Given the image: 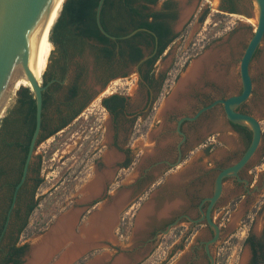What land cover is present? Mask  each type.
<instances>
[{
	"label": "flooded vegetation",
	"instance_id": "af4514ba",
	"mask_svg": "<svg viewBox=\"0 0 264 264\" xmlns=\"http://www.w3.org/2000/svg\"><path fill=\"white\" fill-rule=\"evenodd\" d=\"M155 5L156 4L149 5L150 9L146 10L144 15H151V21L156 19L155 21L163 24L167 31L166 35L162 40L156 36L154 43L149 42L147 39L139 38L137 40V43L139 44L137 47L140 49L142 57L135 63L130 61L129 56L122 59L119 55L121 45L115 46L117 57L113 68L103 72L105 80L101 83V89H103V91L100 95L104 96L101 106L106 112V116L100 125L96 126V120H99L97 117H95L94 121L87 123L85 126L80 124L82 122L81 119L84 118L86 112H94V109H91V107L94 106L93 103L95 99L92 100L93 95L88 96L84 88L83 91H78L76 94L73 92L72 87L75 85L76 75H74L73 79L70 81L67 79V76L52 80L55 81L54 83H56L57 89L49 90L48 87L45 90V109L43 112L44 124L42 127V133L35 150V157L29 167L28 178L18 191L16 205L12 211L9 225L15 221L14 219L17 214L24 217L32 206L34 207V212L41 205L42 201L46 199V197H40L39 191L45 182V178L48 179L50 174H52L48 168L52 169L53 167L45 166L47 163L46 158L50 161L52 155L59 157V164H54L56 168H63L62 166H65L66 162L70 160L72 165L69 168L76 167L77 162L82 161V165H80L74 176L71 177V180L68 179V176L70 175V172L68 171L69 169H66L63 176L53 187L54 191H58L61 185H64L66 182H76L81 174H84L85 177L80 178L81 191L90 185H95L97 187L90 197L84 193H81L78 196V198H82L83 201L80 206L75 204L67 208L69 210L78 209L77 217L73 226L74 233L80 234L82 232V230L80 231V227L82 225L84 226L87 222L93 208L101 205L107 206L114 201L115 197H118L120 191L124 187V177L122 176V172L124 170L134 171L138 165V161L142 158L141 153L143 151L140 150L139 145H136L138 141L137 139H140L141 137L146 138L154 130L151 128L152 126L145 127L144 129L143 127L147 123V120L151 119L150 116H156L160 109L162 110L163 106L169 102L170 95L174 90L173 87L179 83L178 81L180 80V75L176 76L173 80V85H169L166 89V82L168 80L167 76L171 74L172 67L176 61L173 59L171 62L172 65L164 72L160 71L159 65L163 64L167 59L173 46L179 42L181 33L191 23L195 15V13H192L188 21H186L183 27L177 31L176 27L181 23L183 14L179 1L164 0L161 4V8L158 10L154 9ZM221 8L230 11V13H235L236 11L235 7L232 8L226 0H221ZM154 16H156V18H153ZM165 44L168 46L165 51L160 54V50ZM190 44L194 43L191 42ZM146 57L148 58L145 60ZM191 63L192 60L188 58L184 62L183 69H188V66ZM115 66L118 68H115ZM137 66L139 74L136 70ZM125 67L134 68L136 71L135 74L138 76L140 104L139 110L136 112H131L129 110V97L125 93L109 91L110 85L116 83L115 81L128 78V73H126L124 69ZM252 81L253 96L255 93V80L253 77ZM242 90L243 88L240 89L238 94H241ZM164 91H166V93H164ZM95 92L96 91H93V93ZM23 95L24 92L22 91L18 93L16 105L13 107L14 109L18 104V100L21 99ZM252 96L237 108L238 112L251 115L248 110H246V105ZM229 97L214 99L208 104L204 103L202 107L195 111L196 113L194 112V114L196 115L202 108L210 106L217 100L227 99ZM13 108L10 110V113L14 110ZM192 108H195V106ZM217 109L222 110L225 114L223 104H217L212 109L202 113L193 121L186 119L192 117L187 114L182 115L180 118L176 117L175 113L166 114L167 117L165 124H171L172 121H176V125L175 129H165L162 135L171 133L173 130L181 139V142H178L174 147L176 157H182V161H184L189 156V154H185L187 151L185 148L189 143L195 141L199 142L203 139V132H201L200 128L207 120H213L218 116V114L215 115V110ZM212 112L214 113L213 117L210 114ZM93 114L96 115L98 113L95 112ZM87 115L85 117L86 119L89 118ZM181 120H183V122L179 130L178 124ZM157 123L160 124L161 121L159 120ZM228 123L238 135L239 148L222 160L216 162L214 186L216 179L221 172L237 164L252 142V138L249 139L248 136L253 133L248 127L242 126V129H237L235 127L236 124L229 121ZM185 124L190 125L188 126V130L184 127ZM142 131H144V134L141 133ZM14 136L13 129L11 128V134L9 136V143L11 145L15 143ZM86 143L87 146H85ZM47 144L52 148L51 153H48V151L39 153L40 149L44 148ZM204 144L206 148L217 149L220 145L219 134L214 135V140L211 142H205ZM11 151L20 154L22 157L26 155V162L29 150L25 153L22 152V148H15L13 146ZM77 153L79 154L76 156ZM172 153L173 152H170L167 149V156L170 157V159L162 156V159L158 162H150L147 171H145L146 175L134 181L130 186V188L134 189V194L141 192L145 188L149 190L156 183L155 173L159 168L162 169V173L164 174L173 169L171 167L174 158ZM53 160H55V158ZM24 166L25 163L23 166L19 164L9 173V178L13 183L17 180L18 183L20 182ZM222 184L223 191L221 197L213 206L210 214L213 225H211L208 220V209L210 206V201L208 199L214 195V191L208 196L200 197V201L196 206L195 202L192 200V206H195V208L199 210L196 217L191 219L188 218L186 214H182L180 217L174 219L170 224L162 228L161 231H164L170 225L176 224L177 226L173 227L170 232L173 230H179V233L175 234L177 240L171 245L169 259L172 260L177 257L180 264H218V259L221 256L220 249L222 244L227 243L230 238L236 235V233L244 231L245 218H248L249 215L252 214L258 204L262 203L260 208L264 207V199H262L264 198V148L262 147V143L255 156L237 173L224 177ZM16 185L12 190L11 205L13 203ZM53 192L51 191L49 195L54 194ZM137 200L138 198L134 201ZM119 203L121 202H118L117 204ZM80 208L85 209L79 211ZM237 211L242 213L240 220H238L239 217L237 218V215H235ZM62 214L63 211H59L52 215L47 221H43L42 227L34 233L35 237H44L55 233V231L59 229L58 227L60 223L58 219ZM183 222L188 225H181ZM251 226H253V224ZM251 226L244 239V245L248 246L249 252L246 257V264H252L253 262L252 242L259 244L261 241H264V233L261 236L255 235L252 232ZM231 229H233V231L226 235ZM165 236L166 235H163L160 239L155 236L156 239L151 242L153 245L150 253L151 255L156 254L162 245L161 240L164 239ZM33 241L34 240L31 242V246L30 240L21 243L22 245H26V250L21 258L22 263H24V258L32 249ZM99 242L101 244L103 243L101 241ZM64 243L59 246L60 248L58 247L55 251L51 252L47 259L51 260L48 263L46 262L47 264H54L57 260L60 258L62 259V257L68 253L70 247H72V242L66 241V244ZM68 247L69 250H67ZM102 252L103 250L98 249H92L89 251L84 249L67 264H93L95 258L100 259V254ZM78 256L79 258L76 259Z\"/></svg>",
	"mask_w": 264,
	"mask_h": 264
},
{
	"label": "rangeland",
	"instance_id": "374dc122",
	"mask_svg": "<svg viewBox=\"0 0 264 264\" xmlns=\"http://www.w3.org/2000/svg\"><path fill=\"white\" fill-rule=\"evenodd\" d=\"M163 1L164 0H160L154 6V9L155 10L160 9ZM178 1L180 3V8L183 10V17L188 15L187 18L188 20L191 17L192 13H195V15L191 23L181 33L179 42L173 46L172 50L169 52V56L167 57V59L163 62V64L159 65L160 71L164 72L172 65L171 62L173 59L174 61H176L172 67L171 74L167 76L168 80L166 82V87H165L166 89L168 88L169 85H173V80L175 79L176 76L180 75L179 78L180 80L178 81L179 83L174 85L173 87L174 90L172 91L170 95V99L168 100L171 101V99H173L174 96L175 99L177 97L176 108L168 109L164 113L165 109L163 106V109L162 110L160 109L159 113L156 116L154 117L150 116L151 119H148L147 123L143 127L144 129L145 127L152 126L151 128L155 130V131L153 130L155 134L157 127H159L158 130H160L162 126L161 124L163 123L165 124V120L167 117L166 114L175 113V116L178 118H180L184 114L194 117L195 116L194 112L198 110V108L202 107L204 103L208 104L214 99H218L221 97H229L231 95L238 94V92L242 88L241 77H240V60L243 57L245 49L248 43L250 42L251 38L253 37L256 29L255 21H253V19H249V16L246 15V12H248V8L244 6L243 4L244 0H235L234 2L236 9L235 13H230V11H226L222 9L221 0H217V5L213 4L212 2L213 0H178ZM191 42L194 44H190ZM211 51L217 52V54H219V56L217 55L218 58L216 60V66H215L216 72H218L219 75L222 74L224 77L228 79H225L221 82L220 81L217 82L215 80L210 79L206 75L203 76L204 79L203 78L201 79L200 84L196 86L195 85L191 86L189 88H186V90L183 91L180 90V92H178L177 90L179 84H181V81L184 80L186 74L189 72L190 68L194 65L195 61L201 59L205 54ZM52 52L53 55L51 53L48 66L45 71L48 72L49 76L51 74L58 73L60 76H67V79H69L70 81L73 79L74 75H76V69H77L76 62L80 61L81 63L84 64L85 69L82 74L80 84L86 90L88 96L93 95L92 100L95 99V101L93 103L94 106L91 107V109H94V112L92 111L91 113L86 112V115L88 114L87 116L89 118L86 119L85 118L86 115H85L84 118L81 119L82 122L80 124L85 126L87 123L94 121L95 117H97L99 120H96V126L100 125L103 122L104 117L106 116L105 115L106 112L103 110L101 106V102L104 99V96L100 95L101 92L103 91V89H101V83H103V81L105 80V76H103V72L97 69L96 60L95 57L93 56L91 49L90 48L86 49L83 59L75 58L72 60V57L69 56L70 60L67 65L66 71L60 69V66H63V62L61 60L62 54L60 50H58L53 45ZM188 58L192 60V63L188 66V69L185 70L183 69V65ZM115 68L118 67L115 66ZM124 69L126 73H128V78L118 79L117 81H115L116 83L110 85L109 91L110 92L119 91L121 93H125L129 97V101H128L129 110L131 112H136L137 110H139V104H140L139 103L140 90L138 86V76L137 74H135L136 71L134 68L125 67ZM250 71L253 79L255 80V93L250 99V101H248L246 105V110H248V112L251 115L261 120V126L263 128L262 147L264 148V40L259 46L256 56L251 63ZM228 75H230V77L232 76L231 77L232 82L229 80L230 77ZM41 83L42 84L44 83L43 76L41 78ZM21 85L22 84H19L15 88L14 91L16 92L15 94H13L12 99L9 102L8 106L11 104L12 100L13 103L11 107L6 109L5 115H7L9 111L16 105L18 93L20 89L24 87ZM93 91L96 92L93 93ZM164 93H166V91H164ZM193 106H195V108H192ZM95 112L98 114L94 115L93 113ZM215 112H216L215 115L218 114L221 117L227 119L225 117L226 115L222 110L217 109L215 110ZM210 114L212 117L214 116L213 112ZM159 120L161 121L160 124L157 123ZM213 120H207L204 124L206 125L211 124ZM175 122L176 121L174 122L172 121L170 125L175 126L176 125ZM188 126L190 125L189 124L184 125V127L187 130H188ZM141 133L144 134V131H142ZM171 133L175 136L177 143L174 144L173 146H170L168 150L170 152H173L172 155L174 156V158L173 160L171 159L173 161L172 164H176L179 158L175 156L176 153L174 147L178 144V142H181V139L178 135H176L175 131L172 130ZM212 136L213 135L211 136L206 135V137H203V139L199 141L201 142L200 144L209 142V138H211ZM153 138L154 137H152V140H154ZM144 139L145 137L144 138L141 137L140 139H137L138 141L136 145H139L141 148L143 146ZM150 142L154 144L153 141ZM195 144L196 143L193 142L189 143V145L185 148L187 150L185 152L186 155L190 154L189 152L195 147ZM85 146H87V143L85 144ZM51 150H52L51 146L47 144L46 146H44V148L40 149L39 153H42L43 151H48V153H51ZM79 153H77L76 156ZM158 157L161 156L159 155ZM54 158L55 160H53ZM58 161H59V157L56 155H52L50 161L48 160V158H46L47 163L45 166L53 167L52 169L48 168V170L51 171L52 174H50L48 179L45 178V182L43 183L39 191L40 197L42 198L46 197V199L42 201L41 205L30 216L28 221L29 225L25 230V232L23 233V235L21 236L22 243L30 240V246H31L32 240L38 237V236L35 237L34 233H36L37 230L42 227L43 221H47L52 217V215L58 213L59 211H63V214L68 211L69 212L74 210L78 211V209L69 210L67 208L75 204L80 206V204L83 202L82 198H78V196L81 193H83V191H85V189L82 191L80 190V184H81L80 178H85L84 174L79 175L80 177L76 182L74 183L66 182L64 185H61L58 191L53 190L54 189L53 187L63 176V173L66 171V169L67 170L69 169L68 171L70 172V175L68 176V179L71 180V177L74 176L76 171L79 169L80 165H82V161L80 162L78 161L76 167L69 168L72 165L70 160L66 162L65 166H62L63 168H56L54 164L55 165L59 164ZM51 191L52 192L54 191L53 192L54 194L49 195ZM198 196L199 195L197 196L193 195V197H191L192 198L191 201L193 200V202H195V205H197L200 201ZM136 198L137 197L135 196L132 199V201H134ZM116 199L117 197H115L114 200L116 201ZM261 204L262 203L258 204L257 208L253 210L252 214H250L248 218H245L244 231H241L240 233L239 232L236 233V235L230 238L227 243L222 244V247L220 249L221 256L218 259V264H246L247 262L246 257L248 256L249 252H248V246L244 245V239L248 233L250 226L253 224V226L251 227H252V232L255 235L261 236L264 233V207L260 208ZM80 209L79 211H83L85 208H80ZM235 215H237V218L239 217L238 220H240L242 213H240V211L239 212L237 211ZM127 223H128L127 220L126 222L121 221L119 233L124 232L128 228ZM172 226L174 227L176 226V224H173ZM83 227H84L83 225L80 227V231ZM169 227H167V229L164 231H160L157 235L158 239H160L163 235L166 236L164 239L161 240L162 245L160 246L156 254L151 255L150 254L151 251H148L144 257L136 259V261L139 264H180V261L177 260L178 259L177 257H175L172 260L169 259L171 245L173 244V242L177 240L175 234L179 233V230H173L172 232L166 233ZM232 231L233 229L228 231L226 235ZM117 238L115 237V242L113 245L112 244L108 245V243H105L104 245H99L101 243H97L96 245H94L95 246L94 248H96L95 250L98 249L103 251L106 249H110L111 247L112 254L114 255L112 262L114 263L121 257V255L125 253V249H126L124 243L120 242ZM146 244H148L147 246L151 250L153 245L151 243H146ZM31 251L26 255V257L24 258V263L22 264L29 263V256L31 254ZM50 260L51 259L47 260L46 262L48 263L50 262Z\"/></svg>",
	"mask_w": 264,
	"mask_h": 264
},
{
	"label": "trees",
	"instance_id": "16d2710c",
	"mask_svg": "<svg viewBox=\"0 0 264 264\" xmlns=\"http://www.w3.org/2000/svg\"><path fill=\"white\" fill-rule=\"evenodd\" d=\"M159 1L106 0L101 13L102 24L107 32L116 37L125 36L139 28H146L162 40L167 32L165 26L155 21L156 19L151 21V15H144V12L150 9L149 5L157 4ZM226 1L232 8L235 7V0ZM63 3L62 10L52 26L49 39L62 54L63 66H60V69L64 71L67 70L69 56L72 57V60L83 59L87 48L91 49L97 69L101 72L113 68L117 57L116 45H121L119 55L122 59L129 56L130 61L135 63L142 57L140 49L137 47L139 45L137 40L139 38L147 39L151 43L156 40L149 33L139 32L130 39L118 43L113 42L102 35L96 25V9L99 0H66ZM166 44L162 46L160 54L167 48ZM76 66V81L72 87L75 94L78 91H83L80 80L85 69L84 64L80 61L76 62ZM61 77L64 76H60L58 73L49 76L48 72H45L43 85ZM21 86H26L19 91L24 92L23 97L18 100L16 108L11 113L9 111L0 122V264H22L21 258L26 250V245L21 244V236L27 229L29 217L34 210L33 206L30 207L24 217L17 214L15 221L6 227L5 223L12 202V190L18 183V180L14 183L10 180L9 173L19 164L23 166L26 158V155L22 157L11 149L14 146L22 148V152L27 153L36 127V102L33 93L29 85L22 84ZM48 89H57L56 83L49 86ZM15 92L13 93L15 94ZM12 103L13 100L7 108L11 107ZM235 127L242 129V126L237 124ZM11 128L15 135L13 145L9 143ZM248 137L251 139L252 135L249 134ZM252 248V264H264V241L259 244L252 242Z\"/></svg>",
	"mask_w": 264,
	"mask_h": 264
},
{
	"label": "crops",
	"instance_id": "0c3cea01",
	"mask_svg": "<svg viewBox=\"0 0 264 264\" xmlns=\"http://www.w3.org/2000/svg\"><path fill=\"white\" fill-rule=\"evenodd\" d=\"M161 125L160 130L157 127L156 134L154 130L144 139L140 148L143 152L138 167L134 171L122 172L124 187L118 195L121 203L117 204L118 202L114 200L103 209L102 214L113 219L107 234L97 237L93 244L96 245L101 241L103 243L99 245L105 243L113 245L115 237H118L117 239L126 246L125 253L114 263L112 262L114 255L110 247L100 254V259L95 258L93 264H101V262L102 264H138L136 259L144 257L148 251H151L146 243L153 242L163 227L184 213L191 219L197 216L199 210L195 208L196 205L192 206L191 197L199 195L200 198L213 192L216 162L239 148L238 135L228 120L218 115L211 124H204L200 128L203 137L219 134L220 145L217 149L206 148L205 144H200L201 142H193L196 143L195 147L178 167L165 174L159 168L155 173L156 183L149 190L145 188L134 194V189L130 188L133 182L146 175L145 171L151 161L158 162L163 155L170 159L167 156V149L177 143L173 132L162 135L165 129H175V126L164 123ZM159 155L161 157H158ZM135 196L138 200L133 202ZM95 209L97 206L91 213ZM126 220L128 228L119 233L121 221L126 222ZM181 225L188 224L183 222ZM78 258L79 256L76 259ZM59 260L54 264H58Z\"/></svg>",
	"mask_w": 264,
	"mask_h": 264
},
{
	"label": "water",
	"instance_id": "95a60500",
	"mask_svg": "<svg viewBox=\"0 0 264 264\" xmlns=\"http://www.w3.org/2000/svg\"><path fill=\"white\" fill-rule=\"evenodd\" d=\"M54 1L55 0H0V122L5 115L10 100L12 99L14 88L21 78L25 79L30 84L29 88L33 93L36 102V127L31 139L23 175L20 182L16 185L13 203L8 212L6 227L9 225L12 211L16 205L18 191L28 178L29 167L35 157V150L42 133L44 92L55 82L51 81L47 85H43L29 69L34 59L38 38L44 23L46 19L48 21L50 14L53 12V10L52 12L50 10ZM105 1L106 0H99L96 9V25L102 35L116 43L122 40L130 39L139 32H147L156 37L154 32L146 28L133 30L129 34L122 37L111 35L105 30L101 21V13ZM243 4L248 8L246 15L249 16V19H253V21H255L256 29L253 37L245 49L243 57L240 60V77L243 88L242 93L233 95L227 99L217 100L210 106L202 108L194 117L186 118L193 121L202 113L212 109L217 104H223L225 115L229 122L246 126L253 133L252 142L239 162L234 166L223 170L216 179L214 195L208 199L210 201L208 220L211 225H213L210 218L211 210L221 197L223 191V178L235 174L243 168L255 156L262 143L261 120L253 115L240 113L237 111V108L246 102L253 94V81L250 67L259 46L264 40V0H244ZM187 18L188 16L186 19H183L182 14L181 23L178 25L177 31L183 27L186 21H188ZM147 58L148 57H146L145 60ZM136 70L139 74L138 66L136 67ZM182 122L183 120H181L178 124L179 130ZM181 163L182 157H179L178 162L171 165V167L176 168ZM105 207L106 206L102 205L97 206V209L89 215L87 222L92 218L101 215ZM69 213L70 212L68 211L62 214L58 221ZM172 227L173 226L171 225L166 233H169ZM92 249L95 250L96 248L89 246L86 251Z\"/></svg>",
	"mask_w": 264,
	"mask_h": 264
},
{
	"label": "bare ground",
	"instance_id": "6f19581e",
	"mask_svg": "<svg viewBox=\"0 0 264 264\" xmlns=\"http://www.w3.org/2000/svg\"><path fill=\"white\" fill-rule=\"evenodd\" d=\"M64 1L65 0L54 1L52 8L50 10L51 12L53 10V12L50 14V18L48 19V21L46 19L45 23L46 22L47 23L46 24L44 23V26L38 38L34 59L29 69L33 72L35 77L39 79V81H41V78L47 69L49 59L53 51V45L49 39L50 32L57 18V15L60 9L62 8ZM212 2L214 5H217V0H213ZM187 16H184L183 19L184 18L186 19ZM217 55L219 56L217 52L211 51L205 54L197 62H195L194 65L190 68L189 72L186 74L184 80L181 81V84L179 85L178 88V92H180V90L183 91L186 90V88L200 84L201 79L203 78V76L206 75L210 79L215 80L217 82L218 81L221 82L225 79H228L224 77L221 73H220L221 75H219L218 72H216L215 66H216V60L218 58ZM228 76L230 77V75ZM230 78L229 80L231 81L232 78L231 79ZM19 84H26L30 86V84L23 78H21L17 82L15 88ZM174 97L173 99H171V101L167 102L164 105V109H165L164 113L168 109L176 108L177 97L176 99ZM96 189L97 187L95 185L94 186L90 185L89 187H87V189H85V191H83V193L86 194L88 197H90L91 194L94 193ZM116 202H120L118 197L116 199ZM77 213L78 211H72L63 218H61L59 220L60 223L58 227L59 229L55 231V233H52L44 237H36L34 239L32 245V251L30 250L31 254L29 256L28 264H44L46 260L49 258V255L51 254L52 251H55V249H57L62 243L65 242L64 244H66V241L68 242L70 241L72 242V247H70V250L68 247L67 249L69 250L68 253H66L65 256L62 257L60 262H58V264H67L70 261H72L78 255L79 252L83 251L84 249H87L89 246L95 247L93 244L94 242H96V238L100 236L102 237L103 235L107 234L108 230L110 229L113 218L110 216L111 218L109 219L108 215L104 216V214H101L89 220L86 226H84L83 229H81L82 232L80 234H76L73 231V226L75 223V219L77 217Z\"/></svg>",
	"mask_w": 264,
	"mask_h": 264
},
{
	"label": "built area",
	"instance_id": "2783aa9c",
	"mask_svg": "<svg viewBox=\"0 0 264 264\" xmlns=\"http://www.w3.org/2000/svg\"><path fill=\"white\" fill-rule=\"evenodd\" d=\"M210 140H211V141L214 140V136H212V137L209 139V142H211Z\"/></svg>",
	"mask_w": 264,
	"mask_h": 264
}]
</instances>
